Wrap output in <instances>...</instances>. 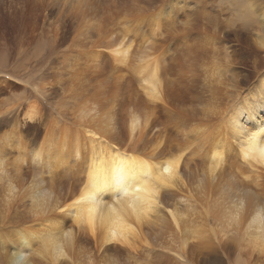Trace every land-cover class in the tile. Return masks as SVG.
<instances>
[{"label":"bare ground","instance_id":"obj_1","mask_svg":"<svg viewBox=\"0 0 264 264\" xmlns=\"http://www.w3.org/2000/svg\"><path fill=\"white\" fill-rule=\"evenodd\" d=\"M142 1L144 2V0H139L138 5ZM145 1L149 2L150 0ZM216 1L177 0L180 4L177 7L182 9L181 12L184 13L186 9L190 10L188 7H195L199 11L198 14H200L201 19V23L199 24L197 22L194 24L189 18L184 21L185 24L190 22L191 24L186 29V33H183L185 34L182 39L183 43L185 44L186 41H189L187 39L190 34L196 33L199 37L197 38L198 43H196V40L194 41L198 45H195L196 48L204 47L206 51L211 50L216 52L214 65H209L208 69L204 68L206 82L203 84L204 91L211 93L210 98L214 99V105L204 100H199L198 103L202 106L204 114L213 112L217 113V116L219 115L221 124L215 125V122L211 123L216 126L215 128L218 129L220 136L217 135L219 139L216 137L212 141L211 150L206 154L208 171L212 174V177H206L205 173V176L203 175L198 179L201 186L206 185L208 180L210 182L215 180L216 172L221 169L223 162L227 160L226 150L228 147L237 149V153H235L236 157L232 159V165L239 172L238 174L242 180L244 178L258 180L262 177L261 172L264 171V71L259 73L251 86L243 89L238 94H235L234 90H231V88H238V85L234 82L236 78L231 72L232 59L228 50L229 46L217 30L215 22L216 14L213 11L216 7ZM227 1L232 5L238 6L240 10L239 15L242 18H255L253 0ZM87 2L89 1L87 0ZM136 2L135 4H137ZM90 3L92 2L90 1ZM151 3L153 2L151 1ZM112 6L109 5V7ZM143 6L145 8L141 5L143 9H146V5ZM248 6L251 10L248 9ZM88 7L89 5L87 9L91 8L92 13L94 9ZM139 7L136 8L138 9ZM136 8L133 7V10H137ZM97 10L95 9V12ZM77 11L81 12L80 8ZM108 11L106 10V12ZM89 15L91 18L90 13ZM92 15L94 14L92 13ZM99 17L102 16L100 15ZM94 18L96 19L95 16ZM83 19L85 18L83 17ZM262 23L264 28V16ZM94 27L95 29L97 28L96 26ZM125 28L126 32L124 31L125 33L120 40L114 39L115 41H113V38L117 34L116 30V33L110 32L109 37L107 35H105L106 38L100 36L102 35V25L100 29H96V32L98 31L99 33L95 34V32L94 36L91 35L92 37L85 34L86 30L85 32L83 30L86 39L83 38L84 41L81 42L78 40L80 37L78 36V38H73L71 43V47H81L75 56L78 59L87 56V58L95 62L102 59L103 52L105 53V51L97 48L104 47V49H109V52H112L114 61L118 62V64L128 65L130 58L136 60L138 55L130 52L131 48L133 49V38L131 40V36L126 40L130 31L127 30V25ZM161 28H158V30ZM87 30H89L88 27ZM94 30L91 31L90 29L89 31L94 32ZM104 30L103 27V32ZM76 32L78 33V30ZM64 35L66 34L64 33ZM87 35L89 36V40L87 39ZM194 35L191 36L194 37ZM167 38L166 40H169ZM106 39L110 40L105 41ZM258 39L259 46L264 49V34L263 36H259ZM158 40L160 39L158 38ZM174 40L176 42V38ZM157 41L146 43L143 49L146 48L147 50H144V53L140 55L143 65L138 68L143 71L140 77V87L143 91L144 112L143 116L138 113H131L130 115L127 129L131 143L129 146L113 143L106 138L102 134L101 129L108 126L111 120L105 121L106 126H100L99 123L102 122L99 117H96L95 119H87L78 123L76 143L73 144V147L70 146L66 134L59 132L56 137H50L49 131L48 137H43L38 147L31 149L28 147L27 142L23 141L19 128L20 123L16 120L11 123L10 119L0 118V129L9 124L12 125L9 132H4L0 136V264H100L101 262V264H117L116 255L123 251L133 254L134 264H146L145 259L149 256V252L147 253L148 255H145V252L146 250L150 251L153 249L146 236V228L157 221L169 222L175 232H178V236L180 237L181 234L183 236L182 241L179 243V248L166 245V243L161 244V247L172 249V254L180 264H192L194 255L192 254L189 259L186 255L190 238L184 235L188 233L193 235L200 231L198 225H196L198 217H193V214L185 215L188 214L191 205L180 206V202L187 200L183 196H179L180 201L175 205L170 201V199L177 195V191H183L188 187L186 176H190L188 173V160L191 158L185 161V157H183L184 153L180 152L179 148L174 151L173 148L176 147H172L173 144L171 146L172 149H170L171 143L167 144L165 139L166 142L162 140V134L168 132L169 128L165 125L166 121H164L165 119L163 120L160 114L166 113V116L170 119L174 115H177L176 113L178 112L169 105L170 98L168 99V97L170 94L168 95L169 92L167 93V91L169 89L167 90L166 88V86L170 87L166 83H169V79L166 73L165 76H161L162 69L166 67L164 64L165 55H157L158 52L155 50L157 46L159 47L164 44H157L162 39L161 41ZM163 42L165 41L163 40ZM190 43L192 44L191 41ZM220 47H223V51L219 50ZM75 48L73 49L75 50ZM139 48L140 50L142 49L141 47ZM181 49L183 50L184 48ZM185 49L187 48L185 47ZM65 53L61 51V55L59 54L57 57L60 59L63 57L62 63L67 60ZM188 54L189 56L191 55L190 52ZM189 56L188 58H190ZM49 57L51 58L52 56ZM187 64L188 67L185 68L184 62L182 63L180 67L181 73H179L180 82H186L184 85L193 82L194 77L192 75L198 69L197 67L194 68L197 64ZM192 64L195 66H192ZM72 65L71 62L70 66ZM74 65H76L75 62ZM88 66H92L90 61ZM91 69L93 70V68ZM61 70L64 69L62 68ZM67 70L70 69L67 68ZM185 70L188 71L185 72ZM57 80L59 79L57 78ZM37 91L39 92V90ZM180 110L183 111V109ZM66 112L63 109L59 110V113L64 117L68 115ZM187 112L189 111L187 110ZM181 113L184 114L185 112ZM185 115L188 116L186 113ZM96 123L99 127L96 126ZM211 123L210 121H203L202 124L198 125L209 130ZM57 127L59 129H70L68 124H60L58 122L53 127V132L57 131ZM203 137L206 138V136ZM210 138L212 137H208V139ZM139 139H143L145 153L139 152L134 146ZM81 144H84V146L88 144V153L81 162L83 169L79 171L77 182L64 200L54 197V191L45 183L42 172L45 171L53 174L56 165L64 166L68 161L65 155H68L70 152H75L74 158L79 162L81 158ZM234 144L235 147H232ZM13 151H18V155L14 159L18 164L26 163L25 167H34L39 170L36 173L35 179L30 180L23 189L18 188L10 171L9 165L11 163L9 162V158ZM68 168L70 169V167ZM14 169L19 170L16 167ZM32 184H34V187ZM245 193L246 195L252 194L250 192ZM222 195L225 201L220 203L222 210L215 215L218 220L217 225L222 229L243 230L248 240L256 242L254 240L256 239L264 245V202L254 201L253 198L236 197V194L233 195L228 189H223ZM62 208L72 209L62 212ZM213 252L215 253L216 250ZM226 258H229V254L226 255ZM224 263L222 260L218 262V264Z\"/></svg>","mask_w":264,"mask_h":264},{"label":"rangeland","instance_id":"obj_2","mask_svg":"<svg viewBox=\"0 0 264 264\" xmlns=\"http://www.w3.org/2000/svg\"><path fill=\"white\" fill-rule=\"evenodd\" d=\"M88 1L0 0V118L10 119L11 123L15 120L18 121L23 141L27 142L28 147L31 149L38 147L43 137H48L49 131L50 137H56L59 132H63L67 135L70 146L73 147V144L76 143L78 123L87 119L92 120L96 117H99L102 122L99 123L100 126H106L105 121L111 120L108 126L101 129L102 134L106 138L113 143L129 146L131 143L127 129L130 115L131 113H138L143 116L144 112L143 91L140 87V77L143 71L139 69L143 65V62L140 59V55L144 53V50H147L146 48L143 49L146 43L156 42L158 38L160 39L158 41L162 39L157 44L164 45H160L161 47L157 46L156 48L158 49L155 48V50L158 52L157 55H165L164 64L166 67L162 69L161 76H165L166 73L168 81L171 84L166 82L170 86H166L167 90L169 89L167 93L169 92L168 95L170 94L168 97V99L170 98L169 105L172 109H176L175 111L180 115L188 114V116H180L176 113L177 115H174L170 119H168L166 113L160 114L163 120L165 119L164 121H166V124H164L169 128L168 132L162 134V140L164 142L167 141V144L171 143L170 149L175 146L176 148H173L174 151L179 148L178 150L184 153L183 157H185V161L191 158L188 160V173L191 177L186 176L188 187L183 191H177V195L170 199L173 205H175L180 201L179 196H183L187 200L180 202V206L191 205L188 214L185 215L193 214V217H198L196 225H198L200 231L193 235L189 233L184 235L190 238L186 255L188 259L191 258L192 254L194 255L192 264H218L221 260L225 262L224 264H264V245L259 240L254 239L256 242L248 240L243 230L220 228L217 225L218 220L215 216L222 210L220 203L225 201L222 195L223 189H228L233 195L236 194V197L253 198L254 201L264 202V171L261 172L262 177L258 180H253V178H249V180L244 178L242 180L238 174L239 172L232 165V159L236 157L235 153H237V149L228 147L226 150L227 160L223 162L221 169L216 172L215 180L211 182L208 180L206 185L203 186L199 185L198 179L203 175L205 176V173L206 177H212V174L208 171L206 154L211 150L212 141L219 135V131L215 128V125L221 124L217 113L209 112L208 114H204L202 106L198 103L199 100H204L214 105V99L210 98L211 93L204 91L203 84L206 82L204 68L208 69L209 65H214L216 52L211 50L206 51L204 47L196 48L195 45L198 43L197 38H199L196 33H194L195 35L190 34V36L194 35V40L187 39L189 40L188 42L186 41L187 44H184L182 41L185 36L183 33H186V29L189 28L188 26L191 22H194V24L196 22L198 24L201 23L199 11L195 7H188L190 10L186 9L184 14L181 12L182 9L177 7L180 5L177 0H148L149 2L144 0L149 5L143 1L138 5L139 0L137 2L136 0H116L114 3V0ZM151 1L153 3L150 4ZM222 1H216V7L213 11L216 14L215 22L219 35L229 46L228 50L232 59L231 72L236 78L234 82L238 85V88H231V90H234V93L238 94L243 89L251 86L259 73L264 71V49L258 44L259 36H263L264 34L262 23L264 0H253L255 18L248 17L245 19L239 15L240 10L238 6L230 4L227 0ZM87 4L94 9L92 12L94 15L91 13V8L88 7L89 9H87ZM65 5L66 7L64 8ZM109 5L113 6L109 7ZM141 5L144 8L145 6L143 5H146V9H143ZM135 6H140L139 8L141 9H137ZM133 7L137 10H133ZM79 8L81 12L77 11ZM95 9L99 11L97 10L96 13ZM248 9L251 10L249 6ZM106 10L111 11L106 12ZM89 13L91 14V18L89 17ZM100 15L102 17H99ZM85 16L89 18L87 17L86 19ZM188 18L191 22L185 24L184 21ZM72 20L74 23H72ZM82 23L85 25H82ZM93 24L97 27V30L102 25V35L100 36H104V38H106L105 35L109 37L110 32L116 33L117 31L113 41H115L114 39L120 40L126 32L124 29H126L125 26L127 25L129 28L127 30L130 32L126 40L132 36L133 49L131 48L130 52L137 54V59L130 58L128 65L118 64V62L114 61L112 52H109V49H104V47L97 48L105 51V53L103 52L102 59L95 62L87 58V56H82L83 58L78 59L75 55L81 47H71L73 38L75 39V37L78 38L80 36L78 40L82 42L86 39L85 34L94 36L99 33L98 31L96 32ZM241 24L244 25L241 26ZM87 27L91 31L95 29L94 32L87 30ZM103 27L106 33L103 32ZM158 28L161 29L158 30ZM76 30H78V33ZM79 30L81 31L79 32ZM83 30L84 32L86 30L85 34H83ZM87 31L92 34H89ZM187 31L190 33L189 30ZM176 32H179V34ZM88 35L87 39L89 40ZM68 38L72 39L69 40ZM166 38L169 40H166ZM108 40L106 39L105 41ZM195 40L196 43L194 42ZM190 41L192 44H195L192 46ZM189 44L193 52L190 51ZM139 50L140 52H138ZM219 50L223 51V47H220ZM61 51L66 52L65 57H67L68 62L66 60L62 63L63 57L61 59L57 58L59 54L61 55ZM189 52L191 53L190 56ZM181 54L184 56V60ZM49 56L52 57L50 58ZM89 61L92 66L93 63L96 66H88ZM71 62L72 66H70ZM74 62L76 65H74ZM183 62L185 65L186 63L197 64L196 66L192 64V66L198 68L195 70V74L192 75L194 77L193 82L188 85H184L186 82H180L179 78V73H181L180 67ZM185 65L184 67L187 68L188 64ZM115 66L120 70L115 69ZM62 68L64 70H61ZM67 68L70 70H67ZM187 71L185 70V72ZM197 103L198 105L195 106ZM60 108L65 110V112L67 111L68 115L66 117L59 113V110H62ZM180 109H183V111ZM177 110L185 113L182 114ZM203 121L215 122V125L211 123L212 127L210 126V129L207 130L198 125L202 124ZM58 122L60 124H68L70 128L67 129L68 132L66 128L59 129L58 127L57 131L53 132V127ZM99 125L96 123L97 127ZM11 126L9 124L1 128L0 136L4 132H9ZM204 131L205 133H203ZM207 135L212 138L208 139ZM202 136H206V138H202ZM87 146L88 144L86 146L81 144V158L79 162L74 158L75 152H70L68 155H65L68 161L64 166L56 165L53 174L45 171L42 172L45 183L54 191V197L64 200L74 187L78 180L79 171L83 169L81 162L88 153ZM134 146L139 152H146L143 139H139ZM232 147H235V144ZM17 155L18 151L11 153L9 158L11 164L9 166L14 182L19 189H23L30 180L35 179L36 173L39 170L34 167H25L26 163L18 164L17 161H14ZM86 163L88 164L87 160ZM15 167L19 168V170L14 169ZM32 185L34 187V184ZM245 192L252 194L246 195ZM146 236L151 246H153L152 250H146L145 252V255L149 252V256H146L147 258L145 259L146 264H180L172 254V249L161 247V244L166 243V245L179 248V243L183 239L182 234L179 237L178 232H175L169 222L157 221L148 226L146 228ZM214 250H216V254L213 252ZM228 254L229 258H226ZM116 258L117 264L135 263L133 254L127 251L116 255Z\"/></svg>","mask_w":264,"mask_h":264},{"label":"snow or ice","instance_id":"obj_3","mask_svg":"<svg viewBox=\"0 0 264 264\" xmlns=\"http://www.w3.org/2000/svg\"><path fill=\"white\" fill-rule=\"evenodd\" d=\"M194 37L193 36H189L188 39H193ZM0 131H2V129H0ZM69 209H72V208H69ZM69 209H61L62 212H66L67 210Z\"/></svg>","mask_w":264,"mask_h":264}]
</instances>
